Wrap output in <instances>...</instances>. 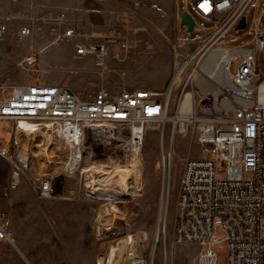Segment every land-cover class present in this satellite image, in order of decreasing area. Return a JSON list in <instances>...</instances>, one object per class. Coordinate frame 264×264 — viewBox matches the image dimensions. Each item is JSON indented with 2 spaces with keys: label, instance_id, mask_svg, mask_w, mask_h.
I'll list each match as a JSON object with an SVG mask.
<instances>
[{
  "label": "built area",
  "instance_id": "2783aa9c",
  "mask_svg": "<svg viewBox=\"0 0 264 264\" xmlns=\"http://www.w3.org/2000/svg\"><path fill=\"white\" fill-rule=\"evenodd\" d=\"M190 4L202 16L219 22L207 28L209 33L200 37L193 50H188L193 41L186 32L181 34L178 25L173 39L174 77L165 93L149 87H124L117 91L101 86L94 96L85 97L68 85L34 80L13 85L10 93L0 98V118L35 124L28 126L30 132L41 135L44 141L47 135L50 146L59 153L54 156L63 155L57 161L62 168L46 170L38 178L35 189L42 197L62 194L68 189L67 179L79 173L90 192L103 194V189L94 183L107 173L97 174L93 163L87 160L96 162L104 158L109 165L141 158L149 123L158 122L155 129L160 132L162 144V189L170 194L173 160L164 149L167 121L162 119L169 115L172 90H179L186 72L189 77L181 90H188L190 81L196 83L193 90H208L200 85L202 80H196V74L208 75L215 63L213 52L229 49L226 65L229 87L224 90L237 97L220 104L219 109L225 114L216 120L209 113L191 114L192 119L186 121L187 129L182 131L187 132L199 122L197 141L208 150L201 156L184 159L176 198V235L179 241L199 245L196 264H217L215 246L219 243L227 244L228 264H264V102L258 96L259 86L264 82L258 60L260 50L264 49V30L260 27L264 6L259 0H185L184 10L191 14ZM175 5L181 21L178 0ZM253 5L257 9L250 29L255 31V37L240 45L230 44L233 29ZM195 22L194 29L206 28ZM7 29L6 24H0V35ZM29 32L27 28L22 33ZM81 45L87 46V52H95L96 64L104 68V44ZM238 55L242 60L236 73H232L231 66ZM37 60L38 56L32 53L21 64L30 68ZM177 76L181 79L177 80ZM180 130L175 124L172 140ZM65 165L72 169L63 168ZM141 180L137 185L131 184L130 192L121 187L112 191L120 197L139 196L143 189ZM10 225L9 216L0 214V240L16 245ZM217 227L222 229V237L218 236ZM105 232L117 237L133 233V228L105 223L102 232L98 229V236ZM133 264H154V261L140 252Z\"/></svg>",
  "mask_w": 264,
  "mask_h": 264
},
{
  "label": "rangeland",
  "instance_id": "374dc122",
  "mask_svg": "<svg viewBox=\"0 0 264 264\" xmlns=\"http://www.w3.org/2000/svg\"><path fill=\"white\" fill-rule=\"evenodd\" d=\"M259 1L264 6V0ZM72 3L73 0H0V24H6L8 28L7 32L0 35V98L10 93L13 85L34 80L68 85L76 91L85 90L88 94L101 86L118 89L149 86L165 93L174 77L173 39L178 25L181 34L186 32V36L193 41L188 46V50H193L200 42V37L209 33L207 28L219 22L202 16L190 4L195 20L206 28L188 31L187 26L178 21L174 0L161 5L160 14L153 22L150 16L139 14V10H135L129 0L128 7L116 8L107 16V30L97 31L88 28L86 15L78 21V16L73 14ZM178 8L182 16L185 0H178ZM256 9L257 6L253 5L248 10L246 27L233 29L230 44L240 45L255 37L256 33L251 31L250 26L256 16ZM260 27L264 30V13ZM27 28L30 32L22 33ZM72 30L74 33L67 34ZM98 43L104 44L106 50L104 68L96 64L98 56L95 52L77 51L79 44ZM32 53L38 56L36 64L30 68L21 64ZM258 59L259 71L264 76V49L260 50ZM241 60V56L235 57L231 66L232 73H236ZM188 77L189 72H186L181 87ZM181 87L172 90L170 116L178 113V104L188 90L194 92L195 112L198 115L210 114L216 119L225 114L215 109V97L211 91L193 90L196 87L194 81H190L188 90H181ZM228 95L231 92L226 91L221 97ZM180 123H177L179 127L185 126ZM175 124L173 119L167 120L164 149L168 153L173 148V178L166 204L167 229L158 237L163 198L162 144L158 129L149 128L146 131L144 168L142 171L136 166L132 168L135 174H143L140 181L143 189L139 196L120 197L116 191L108 194L90 192L79 173L75 178L67 179L68 189L60 192L62 194L42 197L35 189L38 178L46 170H59L61 164L57 161L62 160L63 155L60 153L59 158L54 156L52 161L42 158L39 144L44 143V138L30 132V122L0 118V214H7L13 209L12 205L17 210L23 209L21 203H16L18 200L80 201L78 206L54 205L44 209L46 212L42 215L50 217L59 214L80 215L82 223L73 224L70 218H47L36 224V230L26 240L37 259L33 264H98L99 257L103 256V264H119L127 255L124 242L132 234L113 237L105 232L98 236L99 225L109 222L114 226H132L133 233L138 232L140 237L136 247L150 260L153 259L154 264H166V260L168 264H196L199 245L179 241L176 235V198L184 159L201 156L208 148L197 141L199 122L190 126L187 132L177 133L172 140L171 132ZM9 131V145L4 151L1 148L6 144ZM33 135H37L34 142ZM53 148L50 146L51 151ZM54 154L59 153L54 151ZM108 162L104 158L96 162L87 160V163L97 167ZM88 165L83 164V167ZM118 198L122 199L117 204L128 211V217L124 219L114 216L112 220L103 214V209ZM27 209L32 211V215H41L40 212H34L39 210L36 207ZM90 215L95 216V233H91L88 225L83 222ZM216 230L218 236L222 237V229L217 227ZM15 240L18 248L16 234ZM147 241L148 245H145ZM215 250L218 254L217 264H228L227 244L219 243Z\"/></svg>",
  "mask_w": 264,
  "mask_h": 264
},
{
  "label": "bare ground",
  "instance_id": "6f19581e",
  "mask_svg": "<svg viewBox=\"0 0 264 264\" xmlns=\"http://www.w3.org/2000/svg\"><path fill=\"white\" fill-rule=\"evenodd\" d=\"M67 34H71V32H68ZM81 46H84V48L79 50L78 47H81ZM78 47H77V51L79 53L87 52V46L79 45ZM104 51H105V48H104ZM230 52L231 51L227 48H219L215 50L212 54L215 60V63L213 67H211V69L208 71V75L200 76L199 74H196L197 75L196 80H202L201 82H203L200 85L203 88H207L209 91H211V93L214 94L215 109H219L221 103L228 102V100L233 101L234 98L237 97V94L221 97L226 91H229V90H224V88L229 87V83L228 81H226V78H227L226 77L227 76L226 74L227 66L226 65H227ZM103 53L104 52H102V54ZM180 79H181V76H177V80H180ZM258 96H259V100L264 102V82H262V84H260L259 86ZM177 110H178V113L176 115L174 116L167 115V117L162 120L167 121L168 119H173V121L176 124L181 121L180 124L185 125V126H182V128L180 127L181 128L180 131L182 132L187 129V123H184V122H186L188 119H192L190 118L192 117L191 114H195V96H194L193 91L188 90L184 93L182 99L180 100L178 104ZM21 121L28 122L25 120H21ZM29 126H35V124H31ZM157 126H158V122L149 123V128H155ZM35 136L34 135L32 136V142L35 141L36 139ZM45 137H46V140L44 141L43 144L38 143L40 146V154L42 158L46 157L52 161V158L54 156L53 152L55 151V149L53 148V151H51L50 142H49L50 138L47 135H45ZM167 154L172 159L173 148L169 149ZM143 159H144V156H142L141 158L135 157L131 160L130 163H128V165L127 163L126 164H114V165L102 164L101 166L97 167L96 165L93 164V169L97 174L102 175L104 173H107L106 176L104 175L98 181H95L94 185L100 189H103L102 192L105 194H108V192H111L113 189L119 190L120 187L123 188V191L126 190L127 192H130L132 189V187H130L131 184L133 182H136V185H137V181H139L143 177V174L138 175L132 172V168L136 166L139 168L140 171H142V169L144 168ZM59 168H62V167L59 165ZM63 168H68L69 170L72 169V167L69 165H65ZM167 196H169V190L166 189L163 192L162 211L160 215L159 226L157 228L158 237L162 232H164V230L167 229V223H168V212L166 209V206H167L166 204H167V199H168ZM103 212L105 216L111 217L112 220L114 216L122 217L124 219L128 217V211L121 208L115 201L110 202L108 206H106L103 209ZM103 224L99 225L100 232L103 231V226H105V223ZM109 224H112V223L110 222L106 223V225H109ZM130 234L132 235L128 239H126L124 242L127 255L121 259V262L119 264H133L134 257L138 253L141 252L140 248L136 247V243H138L137 241L139 240L138 238H140L139 233L136 232V233H130ZM145 245H148V241L146 242ZM103 257H99L98 264H103L102 263ZM166 264H168L167 260H166Z\"/></svg>",
  "mask_w": 264,
  "mask_h": 264
},
{
  "label": "crops",
  "instance_id": "0c3cea01",
  "mask_svg": "<svg viewBox=\"0 0 264 264\" xmlns=\"http://www.w3.org/2000/svg\"><path fill=\"white\" fill-rule=\"evenodd\" d=\"M129 0H73L72 8L73 14L77 15L78 21L80 18L87 16L88 28L103 31L107 30L108 18L110 14L117 9H123L128 7ZM132 6L139 14L150 16L152 22L160 14L161 5L168 0H130ZM175 1V0H174ZM123 2V3H122ZM264 13V12H263ZM262 13V14H263ZM262 17V15H261ZM261 20V19H260ZM248 24V23H247ZM259 60V59H258ZM128 88H138V86H126ZM141 87V86H140ZM149 87V86H148ZM110 88V87H109ZM151 88V87H149ZM119 91L118 88H111ZM153 89V88H152ZM155 90V89H154ZM97 90H91L88 94L85 90H77L82 96L91 97L94 96ZM156 91V90H155ZM11 131L6 135V144H4V151L9 145ZM52 202L53 204H49ZM37 201V200H18L16 203H21L23 209H15V205L11 206L13 209L8 211V216L10 218V227L15 232L16 238L18 239V248L15 245L10 244L7 241L0 240V264H33L37 262L34 257L30 244L26 242L27 238L31 237V233L36 230V224H40L42 219L54 218V219H68L72 220L73 224L80 225L81 216L80 215H65L59 214L54 216L42 215L45 213L46 207H51L54 205L58 206H78L80 201L76 199H58L54 201ZM23 203V204H22ZM31 203V204H27ZM18 204V206H19ZM36 207L39 210L34 212H40L41 215H32L31 210L28 207ZM84 224L88 225L91 233H95V216L90 215L83 221Z\"/></svg>",
  "mask_w": 264,
  "mask_h": 264
},
{
  "label": "water",
  "instance_id": "95a60500",
  "mask_svg": "<svg viewBox=\"0 0 264 264\" xmlns=\"http://www.w3.org/2000/svg\"><path fill=\"white\" fill-rule=\"evenodd\" d=\"M180 23L181 25H187L189 31H193L196 24L193 14H191L187 10H184L182 12V18ZM246 26H247V18L243 17L237 28H244Z\"/></svg>",
  "mask_w": 264,
  "mask_h": 264
}]
</instances>
